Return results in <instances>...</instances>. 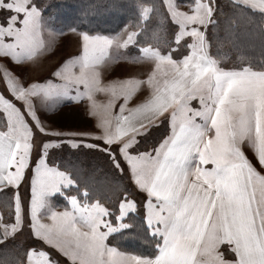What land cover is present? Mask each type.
<instances>
[{
    "label": "snow or ice",
    "instance_id": "6c2138e0",
    "mask_svg": "<svg viewBox=\"0 0 264 264\" xmlns=\"http://www.w3.org/2000/svg\"><path fill=\"white\" fill-rule=\"evenodd\" d=\"M0 264H264V0H0Z\"/></svg>",
    "mask_w": 264,
    "mask_h": 264
},
{
    "label": "rangeland",
    "instance_id": "374dc122",
    "mask_svg": "<svg viewBox=\"0 0 264 264\" xmlns=\"http://www.w3.org/2000/svg\"><path fill=\"white\" fill-rule=\"evenodd\" d=\"M75 51H76V37L75 35L66 32L65 35L58 38L57 51L53 54L52 57H49V60L58 61L62 59L64 56L72 54ZM73 106L74 105H70L62 109L58 114H56L51 118L50 122L57 127L63 126L62 120L64 121V125H67L66 128H74V125L76 124L77 126L78 123L81 124V128L88 127L91 122L80 114V111L77 107L73 109Z\"/></svg>",
    "mask_w": 264,
    "mask_h": 264
},
{
    "label": "crops",
    "instance_id": "0c3cea01",
    "mask_svg": "<svg viewBox=\"0 0 264 264\" xmlns=\"http://www.w3.org/2000/svg\"><path fill=\"white\" fill-rule=\"evenodd\" d=\"M121 70V68L118 66L116 69H115V72L118 73L119 71ZM76 106H73V109H75ZM75 124V123H74ZM62 127L63 128H66L67 125H64V121L62 120ZM79 125V126H78ZM78 125L76 126V124L74 125V128H81V124L78 123Z\"/></svg>",
    "mask_w": 264,
    "mask_h": 264
},
{
    "label": "trees",
    "instance_id": "16d2710c",
    "mask_svg": "<svg viewBox=\"0 0 264 264\" xmlns=\"http://www.w3.org/2000/svg\"><path fill=\"white\" fill-rule=\"evenodd\" d=\"M78 2H79V0H78ZM85 2H86V0H85ZM66 22H67V23H72V21H71L70 18L67 19ZM117 22H118V21L114 20L113 18H108V20H107L108 25H114V24L117 23Z\"/></svg>",
    "mask_w": 264,
    "mask_h": 264
}]
</instances>
